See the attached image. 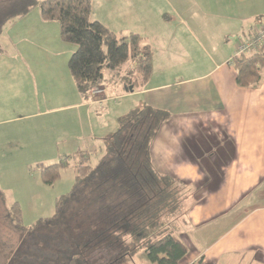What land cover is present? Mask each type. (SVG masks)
<instances>
[{"label":"crops","instance_id":"obj_1","mask_svg":"<svg viewBox=\"0 0 264 264\" xmlns=\"http://www.w3.org/2000/svg\"><path fill=\"white\" fill-rule=\"evenodd\" d=\"M111 1L102 15L105 20L94 18L92 12L91 20L102 23L117 36H125L113 21L116 11L109 5ZM127 1L136 3L134 12L141 19L140 24L147 28L144 33L157 32L160 49L168 52L198 49L199 56L210 65L195 78L171 86L169 82L153 84L155 63L151 44L139 30L128 28L150 45L153 76L134 92L117 84L122 93H116L115 98L147 97L168 90L169 104L157 97L154 103L144 105L170 111L150 144L152 166L158 173L190 183V193L202 184L199 192L195 190V196L199 197H191L184 203L187 213L178 222L179 237L188 248L181 264L197 261L246 264L247 259L252 264H264V74L256 87L244 88L237 85L235 68L228 63L236 38L238 43L264 24V0ZM154 12L157 18L152 17ZM29 14L17 22L31 20L28 25L34 26L30 27L49 29L61 41L59 27L54 22H44ZM127 22L131 24L129 19ZM34 42V47L38 43L48 45L46 37L39 36ZM220 49L225 52L220 53ZM169 56L162 57L165 65ZM50 58L0 57V62L12 65L13 73L19 74L24 68L33 77L40 75L43 63L56 59ZM182 59L190 65L188 59ZM41 74L44 75L43 70ZM64 79L49 80L37 100L22 98L18 102L16 98L13 104L17 105L11 109L0 105V161H54L60 150L65 155L78 151L92 153L95 148L102 149L101 144L119 132L120 124L113 135L112 132L108 136L97 135L100 129H96L98 118L94 108L113 99L105 86L106 100L98 103L81 97L67 75ZM187 82L200 85L195 89L178 88H185ZM11 85L15 83L2 84L1 94ZM21 108L24 110L20 111ZM128 114H122L117 120Z\"/></svg>","mask_w":264,"mask_h":264},{"label":"trees","instance_id":"obj_2","mask_svg":"<svg viewBox=\"0 0 264 264\" xmlns=\"http://www.w3.org/2000/svg\"><path fill=\"white\" fill-rule=\"evenodd\" d=\"M91 7V0H0V37L6 25L37 8L42 21L58 24L61 41L76 47L67 68L81 97L91 99L92 88L107 84L119 83L129 92L140 89L152 74L150 45L139 34L118 37L91 20ZM232 59L237 85L256 87L264 74V52ZM167 116L145 107L123 117L96 167L87 151L41 164L45 184L70 168L73 185L56 200L54 214L32 227L23 225L18 202L7 208L2 218L18 240H9L13 248L2 252V264H126L125 256L132 259L139 252L150 264H181L188 248L178 222L187 213L184 203L199 197L195 190L202 184L190 193V183L153 168L150 144Z\"/></svg>","mask_w":264,"mask_h":264},{"label":"rangeland","instance_id":"obj_3","mask_svg":"<svg viewBox=\"0 0 264 264\" xmlns=\"http://www.w3.org/2000/svg\"><path fill=\"white\" fill-rule=\"evenodd\" d=\"M91 1L92 16L102 21L105 20L102 15L106 11L105 8L108 7V1L110 0ZM109 5L116 11V16L113 18V21L116 22L118 31L121 30L125 35H128L131 33L128 28H131V30H139L141 34L147 38V42L151 44L154 52L153 62L155 63V74L154 76L152 75L153 71L151 74L153 76L152 78L155 79L153 84L169 82L171 86L181 80L195 78L210 68L209 63L205 61L203 56H199L198 53L201 51L198 49H196V51L194 49L182 52H177L176 50L168 52L167 50L160 49V44L156 38L157 32L150 31L151 34L144 33L147 28L140 24L141 19L136 18V13L134 12L136 9V3H128L127 0H112ZM29 15H32L35 19L37 17L38 19H41L39 18V10L37 8L33 9ZM151 15L152 17L157 18L156 12L151 13ZM127 16L130 18H127ZM127 19L130 20L131 24L127 22ZM29 22H31V20L28 22H16L12 26L6 25L3 28L0 42L4 53L1 54L0 57L15 58L19 60V58H28L34 55L38 58H46L47 60H50V57H54L56 59H54V62L43 63V65L40 66V70L41 72L43 70L44 75L40 72L39 76L33 77H30L29 72L25 71L24 68H22L19 74L13 73L12 65H9L7 62H0V99L3 97L0 101V105L7 106L10 109L11 106L14 108L17 105L13 104L16 98H18V102L22 98L29 101L32 99L37 100L38 95L49 80L51 82L57 80L65 81L64 78L66 75L69 80L71 79L70 76H68L69 73L66 67L72 50H75L76 48L75 45L69 43L65 44V42L63 43L62 41H59L57 36H53L51 34V30L49 29L42 30L36 29V27H30L34 25H28ZM106 23H108L110 27H115L113 23ZM55 25L58 27L57 23H55ZM42 33L46 34L43 35ZM153 35H155V37ZM39 36L46 37L48 43L47 46H43L42 44L39 45V43L36 47L32 45V43L35 44L34 40H36ZM237 41L238 38H236L232 56L236 50ZM219 52L224 53L225 50L220 49ZM164 54H170L166 65L165 59L162 58ZM182 57L188 59L189 61H187V64L190 65H186ZM159 58L162 60H159ZM170 63L172 64L169 66ZM49 64L51 66H48ZM25 76L28 77L27 81L25 80ZM105 77H110V73L108 71H105ZM13 83H15V85H11L1 94L2 84L10 85ZM186 84L187 86H185V88L182 86H179L178 88L186 90L187 87H193V89H195L196 85H200L199 82H187ZM104 86L107 89L109 96L113 97L114 100L112 99V101L106 102L104 105L94 108L98 118V125H96V129L97 131L100 129V131L97 132V135L100 136H108L109 132H112L113 135V133L117 131L120 119L122 118L121 117L117 120L119 116L122 114H128L130 110L132 111L136 108L144 109L146 102L154 103L158 98L161 102L167 101L168 104L170 102V100H168V90L158 91L147 97L144 95H137L130 99H121L120 96H118V99H116V93H122V88L119 87V85L113 86V88L108 84ZM10 103L12 105H10ZM23 110L24 108L20 109V111ZM167 111L166 113L170 112L169 110ZM101 145L102 149L99 147L95 148V151L90 155V165L92 167L97 166L104 150L106 149L105 143ZM63 152L65 151H58L54 156L56 158L54 161H0V193L2 194H0V202L3 204L1 205L0 203V246L2 243L5 246L1 248L0 251V264L3 262L2 252L12 251L13 243L10 244L9 240L13 238L14 243L18 240V236L14 235V233L12 234L8 223L2 218L6 213L7 208H10L12 203L18 202L21 210L23 225L26 227H32L38 219L51 217L54 214L56 200L70 191L74 181V175L70 168L61 170L60 178L51 185L45 184L42 180L41 164L46 166L64 160L65 156H69V154L65 155ZM17 156L21 157L18 153ZM124 258L123 262H126V264H150L146 260L143 252H139L137 255L132 257V259L127 256ZM245 262L246 264H252L251 261L249 263L248 259Z\"/></svg>","mask_w":264,"mask_h":264},{"label":"built area","instance_id":"obj_4","mask_svg":"<svg viewBox=\"0 0 264 264\" xmlns=\"http://www.w3.org/2000/svg\"><path fill=\"white\" fill-rule=\"evenodd\" d=\"M264 52V24H261L253 30V32L244 40L237 43L236 50L233 54L235 57L241 55H252ZM233 59L229 60L232 64ZM91 99L101 103L106 100L104 87H94L90 90Z\"/></svg>","mask_w":264,"mask_h":264}]
</instances>
